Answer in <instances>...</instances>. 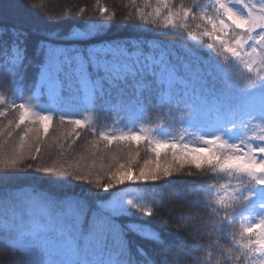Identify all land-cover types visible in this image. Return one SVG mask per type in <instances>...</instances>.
Instances as JSON below:
<instances>
[{
  "label": "snow or ice",
  "instance_id": "6c2138e0",
  "mask_svg": "<svg viewBox=\"0 0 264 264\" xmlns=\"http://www.w3.org/2000/svg\"><path fill=\"white\" fill-rule=\"evenodd\" d=\"M99 12L94 17L81 7L61 34L57 22L69 17H48L36 26L0 9V104L19 112L16 128L46 98L44 111L62 117L74 108L115 113L127 134L97 132L91 124L89 132L106 146H137L126 163L108 171L107 182L72 166L29 164L16 171L23 156L5 162L0 249L7 255H0V264H264V0L178 6L161 0L153 13L119 24L106 8ZM161 18L174 40L108 36L113 27L152 31ZM52 118L37 117L45 133ZM142 122L155 126L135 131ZM71 123L80 128L86 122ZM177 128L182 131L174 135ZM193 136L199 145L186 139ZM142 141L155 159L136 165L137 171ZM31 172L40 174L32 179L55 175L53 183L69 189L88 186L63 198L8 190L10 181ZM185 172L198 183L148 201L175 235L134 218L154 213L142 202L146 197L125 190L129 182L155 186ZM238 218L251 221L239 232Z\"/></svg>",
  "mask_w": 264,
  "mask_h": 264
},
{
  "label": "trees",
  "instance_id": "16d2710c",
  "mask_svg": "<svg viewBox=\"0 0 264 264\" xmlns=\"http://www.w3.org/2000/svg\"><path fill=\"white\" fill-rule=\"evenodd\" d=\"M33 5V8L39 9L38 12L25 9L22 0H3L0 3V9H3L8 16L23 14L33 25L41 26L48 17H69L58 21L60 25L57 29L61 34L67 32L73 23L74 14L82 7L88 15L99 17L100 8H106V15L115 14V24H119L128 20L129 17L137 16L141 13H153L157 7L161 6V0H27ZM186 2V0H170L177 6ZM69 14H72L69 16ZM167 29L163 27V20L161 18L160 25L157 29L152 31L140 32L128 27H113L112 31L108 33L110 38H128V39H157L161 41H172L175 39L172 35H168ZM35 37L30 39V44H34ZM80 46V45H77ZM31 73L29 74V76ZM0 96H5V92L0 91ZM12 97H8V102L11 103ZM27 101V96H25ZM19 103V101H17ZM43 108H33V115L29 117L19 128H16V121L19 119V112L13 109L8 111L6 106L0 104V110L5 112L4 116H0V172L6 171L4 168L5 162L18 156H23L22 161H18L16 171L24 169L27 171V166L32 165L36 167H76L85 174L91 173L92 179H101L102 182H107L108 171L114 170L117 163H126L129 159V152L136 149V145H132L131 149L126 143L107 145L106 142L99 140L98 134L89 132L88 124L97 131H104L108 134L115 133L117 135L127 134L130 129L123 127L117 123L118 117L115 113L108 114L107 112L94 113L84 111L80 108L68 110L62 117L56 113H48L44 111L48 107L45 98L42 101ZM31 107V103L29 104ZM52 115V120L49 121L48 131L44 132L41 123L37 117L39 115ZM74 119L84 120L85 126L77 128L73 123ZM9 121H12L9 124ZM154 123H140L134 129L140 131L154 127ZM31 128L32 131L21 140L24 133ZM75 128V131L73 129ZM11 131V135H9ZM181 129L177 128L173 133L178 134ZM79 133V135H77ZM141 134H145L142 132ZM188 139L189 143L199 145L201 142L198 136H193ZM23 145V147H22ZM40 151L37 152L36 149ZM139 156L136 157L133 167L138 171L136 165H143L144 160L155 159L154 153L149 149L146 142H141L138 146ZM36 159L33 160L32 157ZM163 158V153L162 157ZM192 171H195L194 169ZM33 176H40V174L31 172L28 175H20L18 179L12 180L8 183L9 191L16 195H24L35 190L42 194H51L56 198H63L65 195H70L71 192H80L86 188L87 182H82L78 186L74 185L71 189L53 183L57 179L55 175L51 179L39 178L32 179ZM198 181L194 177L187 176L186 172L180 175H174L170 183L161 181L158 185H144L143 183L136 184L129 182V186L125 189L133 197L139 195L146 197L143 203L148 207H152L154 215L152 217H144L143 214L137 212L134 218L145 219L146 223L152 224L155 228L170 233L166 225L163 224L160 218V209L153 207L148 203L151 199H157L160 196L167 197V194L175 189H182L184 187H191L197 184ZM167 219V217H164ZM258 219V218H257ZM251 221L248 219H237L235 230L240 231L242 226H247ZM0 255H7L6 250L0 249Z\"/></svg>",
  "mask_w": 264,
  "mask_h": 264
},
{
  "label": "rangeland",
  "instance_id": "374dc122",
  "mask_svg": "<svg viewBox=\"0 0 264 264\" xmlns=\"http://www.w3.org/2000/svg\"><path fill=\"white\" fill-rule=\"evenodd\" d=\"M252 2H253V3H255V2H256V0H252Z\"/></svg>",
  "mask_w": 264,
  "mask_h": 264
}]
</instances>
